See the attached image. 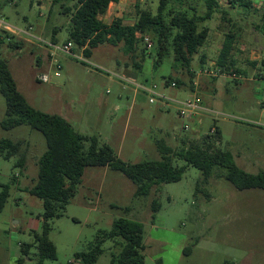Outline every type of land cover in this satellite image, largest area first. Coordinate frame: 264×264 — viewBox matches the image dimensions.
Listing matches in <instances>:
<instances>
[{
    "label": "rangeland",
    "instance_id": "obj_1",
    "mask_svg": "<svg viewBox=\"0 0 264 264\" xmlns=\"http://www.w3.org/2000/svg\"><path fill=\"white\" fill-rule=\"evenodd\" d=\"M247 2L248 9L243 7ZM159 4L160 0H120L100 19L105 24L121 19L125 25H133L141 11L156 14ZM192 8L199 18L206 13L204 0H170L167 6L190 14ZM263 15V0H220L212 17L200 21L209 28V37L194 56V76H190L174 67L172 56L157 64L154 42L150 49L138 43L135 53H127L123 44H102L92 49L91 57H84L82 50L74 47L73 53L84 61L63 53L52 57L39 40L50 42L53 29L61 27L56 39L59 45L65 44L69 17L60 14L52 0H0V21L17 33L0 26V54L32 107L66 119L84 135L97 137L126 163L160 160L156 141L177 149L181 139H198L215 126L221 133V148L233 154L242 170L257 174L264 171ZM231 30L238 33L234 52L238 72L202 74L214 69L225 35ZM7 35L23 42L22 48L9 47ZM54 58L62 66L59 77L54 75ZM134 62H141L142 68L137 69ZM40 74H48L49 82L39 81ZM169 76L181 78L184 85L167 86ZM194 82L198 87L192 89ZM195 96L204 110L190 118L181 117V106L169 101ZM5 112L6 101L0 93V142L23 141V150H27L24 170L14 166L15 158L0 156V192L3 186L9 187L0 212V264H18L20 247L34 244V234L42 231L43 202L25 189L37 181V162L46 142L39 131L27 125L3 130ZM175 164L185 165L182 161ZM135 189L129 179L109 167L86 168L63 216L50 222L49 239L57 255L43 264H76V253L109 232L118 219L143 226L146 264H264V191H239L226 179L204 182L202 172L194 167H188L179 182L155 187L146 197H135ZM154 200L160 204L158 212H153ZM102 250L96 264H111L121 248L106 240ZM36 252L32 247V259L23 257L24 264H36Z\"/></svg>",
    "mask_w": 264,
    "mask_h": 264
},
{
    "label": "trees",
    "instance_id": "obj_2",
    "mask_svg": "<svg viewBox=\"0 0 264 264\" xmlns=\"http://www.w3.org/2000/svg\"><path fill=\"white\" fill-rule=\"evenodd\" d=\"M169 1L160 0L156 14L141 11L133 25H125L121 19L105 24L100 19L112 3H119L120 0H52V6H56L60 14L69 17L65 43H72L76 50H82L84 57H91L92 49L102 44L114 47L123 44L127 53H135L138 43L143 42L142 38L149 36L158 49L157 64L172 56L174 67L194 76V56L207 42L210 31L208 27L200 25V21L212 17L220 7V0H204L206 13L200 18L197 17L195 8L191 9L192 14L188 11L168 10ZM243 7L248 9L251 6L247 2ZM61 30V27L53 29L51 43L58 44L56 35ZM7 38L9 47L22 48L23 42L13 41V37L9 35ZM237 40V31L231 30L225 35L215 64L219 73L238 72L235 70L234 59ZM201 63H204V60L201 59ZM134 65L139 70L142 68L141 62H134ZM165 81L167 86L173 82L177 84V88L184 85V81L178 77L169 76ZM0 93L6 101L5 118L1 122V128L9 131L27 125L32 130L39 131L46 142V150L37 162V181L25 189L43 202L42 231L40 234H34V244H24L20 247L22 257L18 264H24L23 257L32 259V247L37 250L34 254L37 258L36 264L56 259V247L49 239L50 222L63 216L66 206L82 183L85 169L89 167H109L120 172L135 185L134 195L137 198L150 195L155 187L158 189L163 184L179 182L188 167L200 170L204 182L211 178L226 179L239 191H264V171L250 174L238 167L233 154L221 148V133L215 126L214 133L210 131L198 139H181V145L177 149L163 140H158L156 147L161 156L160 160L129 164L120 160L110 146L100 144L97 137L84 135L66 119L32 107L19 92L8 63L1 54ZM23 145V141L1 140L0 156L5 160L15 158L14 166L24 170L27 150H23ZM175 161H182L185 165L178 166ZM8 196L9 187L3 186L0 192V212ZM152 209L153 212L159 211L160 204L157 200L152 202ZM142 235L143 226L140 223L118 219L114 221L109 232L98 236L86 250L76 253L74 263L96 264L103 252L102 244L110 240L121 248L119 254L112 256L111 264H146L142 255ZM190 250V247L186 249L187 252Z\"/></svg>",
    "mask_w": 264,
    "mask_h": 264
},
{
    "label": "built area",
    "instance_id": "obj_3",
    "mask_svg": "<svg viewBox=\"0 0 264 264\" xmlns=\"http://www.w3.org/2000/svg\"><path fill=\"white\" fill-rule=\"evenodd\" d=\"M0 26L6 32L17 34L16 31L12 27L8 26L7 24H5L2 21H0ZM142 40L148 49L152 48L153 42L151 41V39L149 37L144 36L142 38ZM39 41L42 42L45 46H47L51 50V56L52 57H56L57 53H63V54L70 55L73 58H76L80 61H84L83 59L79 58L78 56H76V54L73 53L74 52L73 51L74 45L72 43H65L63 45H59V44H53L51 42H46L43 40H39ZM54 63H55V69H56L54 75L56 77H59L62 66H61L60 62L57 61L55 58H54ZM201 73L204 75H208V76H215V75L219 74V70H218V67L216 65H214V69H209V70L205 69ZM38 80L41 81L42 83H48L50 80V77L48 74H40V75H38ZM170 86L172 88H177V84L174 82L171 83ZM137 87L140 90L145 91V92L150 93V94H153L158 98H164L163 96L153 92L149 88H145L142 85H137ZM196 87H198V82L193 83V89H195ZM154 88H155V86H154ZM169 101L175 102L181 106V108L178 111V113L181 117H189L190 118L194 115H197L196 113H198L199 111L204 110L202 103H201V100L198 98V96H195L193 99H188V100H184V101H176V100H169ZM150 102H154V99L151 98ZM214 132H215V128H213L211 130V133H214Z\"/></svg>",
    "mask_w": 264,
    "mask_h": 264
},
{
    "label": "crops",
    "instance_id": "obj_4",
    "mask_svg": "<svg viewBox=\"0 0 264 264\" xmlns=\"http://www.w3.org/2000/svg\"><path fill=\"white\" fill-rule=\"evenodd\" d=\"M111 5H113V3H112ZM111 5H110V6H111ZM207 40H208V39H207ZM201 59L204 60V57H202ZM217 129H218V128H217ZM218 130H219V129H218Z\"/></svg>",
    "mask_w": 264,
    "mask_h": 264
}]
</instances>
